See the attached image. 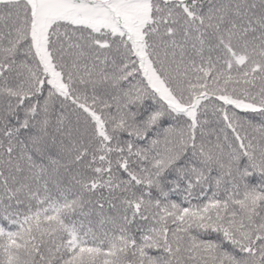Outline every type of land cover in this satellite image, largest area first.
<instances>
[{
  "label": "snow or ice",
  "instance_id": "obj_1",
  "mask_svg": "<svg viewBox=\"0 0 264 264\" xmlns=\"http://www.w3.org/2000/svg\"><path fill=\"white\" fill-rule=\"evenodd\" d=\"M0 264H264V0H0Z\"/></svg>",
  "mask_w": 264,
  "mask_h": 264
}]
</instances>
